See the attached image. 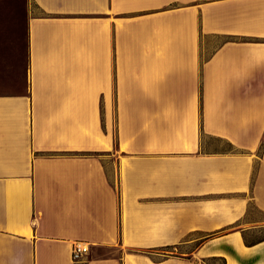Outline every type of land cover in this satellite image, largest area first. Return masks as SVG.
Segmentation results:
<instances>
[{
  "label": "crops",
  "instance_id": "crops-1",
  "mask_svg": "<svg viewBox=\"0 0 264 264\" xmlns=\"http://www.w3.org/2000/svg\"><path fill=\"white\" fill-rule=\"evenodd\" d=\"M263 139L264 0H0V264H264Z\"/></svg>",
  "mask_w": 264,
  "mask_h": 264
},
{
  "label": "rangeland",
  "instance_id": "rangeland-1",
  "mask_svg": "<svg viewBox=\"0 0 264 264\" xmlns=\"http://www.w3.org/2000/svg\"><path fill=\"white\" fill-rule=\"evenodd\" d=\"M224 40L223 36H208L205 38L204 41V51L203 54L204 56H209L211 55V53L214 51V49ZM206 149L208 150H225L229 148V145L215 137H211V136H205V146ZM203 235L202 233H195L190 237H198ZM192 247H194V243L193 244H188L185 245L184 247L180 248L181 249H191ZM110 249L109 248H101L97 251V253H110ZM172 251H178V249L176 248H161L157 251V253L152 254V256H154L155 258L160 257L161 255H163L164 253H171ZM211 263L212 264H224V262L221 259H211Z\"/></svg>",
  "mask_w": 264,
  "mask_h": 264
},
{
  "label": "trees",
  "instance_id": "trees-1",
  "mask_svg": "<svg viewBox=\"0 0 264 264\" xmlns=\"http://www.w3.org/2000/svg\"><path fill=\"white\" fill-rule=\"evenodd\" d=\"M223 37H224V40H223L224 42H227V41H248L251 39L249 36L235 35V34H226V35H223ZM215 138H217V139H219V140H221V141H223L229 145L228 149L220 150V151L241 152V150L236 145H234L230 140L222 138V137H215ZM263 147H264V139H263L262 144H261V148H263ZM212 234H213V232L208 233V237H210ZM211 259H220V258L215 256V257H211V258H205L204 261L208 264H212Z\"/></svg>",
  "mask_w": 264,
  "mask_h": 264
},
{
  "label": "built area",
  "instance_id": "built-area-1",
  "mask_svg": "<svg viewBox=\"0 0 264 264\" xmlns=\"http://www.w3.org/2000/svg\"><path fill=\"white\" fill-rule=\"evenodd\" d=\"M90 252V244L84 241H76L72 247V256L75 261L85 257Z\"/></svg>",
  "mask_w": 264,
  "mask_h": 264
}]
</instances>
